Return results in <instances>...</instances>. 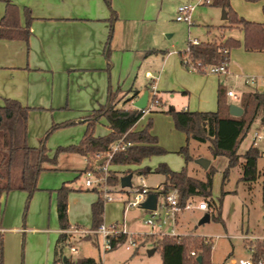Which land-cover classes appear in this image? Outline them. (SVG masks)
<instances>
[{
  "label": "crops",
  "instance_id": "crops-1",
  "mask_svg": "<svg viewBox=\"0 0 264 264\" xmlns=\"http://www.w3.org/2000/svg\"><path fill=\"white\" fill-rule=\"evenodd\" d=\"M163 1L110 0L109 7L105 0H11L19 8V21L22 26L25 24L23 9L27 8L30 11L32 18L30 23L31 35L27 43L21 40L0 38V106L3 104L4 99L11 98L16 99L22 105L29 108L27 144L30 147H39L41 143L44 144L40 140V135L49 125L66 120L65 115L56 116V110L66 108L77 109L78 113L74 116V120L79 124L87 125L84 119L91 114V111L98 109L99 105H108V93L109 91L113 93L116 89V92L128 93L127 98L116 106L117 108L124 109L133 107L132 102L142 95L145 90H148L147 106L143 110L142 117L134 125V131L143 129L142 126H138L139 122L153 111H157L163 114L164 118H168L164 111L167 112L169 107H172L173 111L214 110V106L208 103L207 100H209V97L211 98L212 94L213 96L215 95L217 102L219 86L224 87L226 90H233L238 96L237 99H234V102L231 101L233 98L227 97L229 105H239L241 93L250 90L251 86L245 84L247 77H236V74H234L237 67L235 66L236 62L230 59L232 50L229 51L227 73L222 75L212 73L211 77L186 73L180 66L179 57L175 50H168L164 54L160 52L145 54L146 49L157 48L153 46L155 42L153 43L154 39L151 38L152 31L148 24L153 21L152 19H155V21L159 19ZM263 3L264 1L261 0L262 5ZM4 10L5 4L0 2V19L4 14ZM221 10L222 22L219 26H227L226 14L224 18L225 12L223 9ZM192 13L191 23L188 25L189 28L193 25ZM205 26L206 28H210L208 24ZM111 27L112 37L108 43ZM217 29L219 28L217 27ZM217 29H207L209 35H211L212 31L214 33L211 39L216 37L215 32ZM236 31H240V29L235 27L227 28L222 35L224 38H234ZM147 36L149 37L148 45L146 41ZM138 39L144 41V43L137 44ZM247 52H250L249 54H264V50ZM140 69H144V72L142 79L138 80ZM157 69L158 73H156ZM132 77L135 80L133 79L131 86H129ZM231 78L234 82L233 86H224L225 81L227 82ZM144 81H153V85L148 89ZM239 81H241L240 90L238 89ZM128 86L129 88L127 89ZM130 89L132 91L137 90L138 94L133 97V92H128ZM152 93L161 100L160 104H153L150 101ZM195 98L199 101L197 102ZM109 132L110 128L107 126L105 134ZM150 133L156 137L159 135L155 127L150 129ZM173 134L178 141L177 143H179L178 133ZM157 140L158 145L161 146L162 143L158 137ZM74 142H76V139ZM180 145L176 144V146L169 147L176 151ZM70 154L72 153H67V155ZM47 155L51 158L48 151ZM72 155L80 157L81 161V163L80 161L78 162L75 168H73L74 166H71L72 168L58 166L56 161L45 163L44 170L38 176L37 190L32 195L33 206H37L36 208L39 210L38 217L40 222L43 224L48 223L47 226L42 228L43 231H49L46 233L49 247L42 264L53 263L56 241L61 232L57 219L56 190L62 184L69 181L67 180L68 178L62 176L61 171L73 172L74 178L69 182V185L72 187L75 183V187H72L73 190L70 193L75 191L82 192L83 189L89 190L84 186L83 171L86 167V160L79 154L73 153ZM151 157L145 158L140 164L134 165L140 167L145 160ZM199 158L209 160V166H211L213 161L215 162L218 159V157H213L212 155L203 157L197 154L193 158L195 159V164L192 169L199 166L196 162ZM162 159L167 166H171L172 158L166 157ZM259 159L261 158L257 160V180L261 178L264 181V163L260 165ZM111 165L108 163V170H110ZM127 166L114 165L115 169H125ZM184 166L187 168L188 163H185ZM154 169L152 167L146 168L148 173L153 172ZM172 169H175V167L173 168L172 166ZM114 172L119 177V182L120 178L130 175L131 183L132 175L129 172L126 175H123V172L120 171ZM81 177H83V182L80 181ZM139 177L140 185L133 189V191L142 185L148 187L145 183L144 175L139 174ZM163 181L160 183V186ZM253 183L255 182L248 184L251 185ZM126 189L127 187H119L117 191L110 193L113 197L115 193L125 194ZM133 191H129L131 195ZM70 193L67 196L68 222L72 215L70 200L73 194ZM94 193L95 197L93 196L92 202L98 197L97 193ZM25 196L26 192L21 190L0 193V199L4 201V209L2 214H0V236L2 238V260L0 258V264H19L18 258L13 257V259H10L7 253L11 246L13 248L18 247L19 231L18 228H9L4 219L7 218L8 210H12L17 216V206L19 205V201L21 203ZM159 198L158 196L157 200ZM14 199L17 200L16 208L13 207ZM128 199L129 196L121 201L123 203V216L119 221L124 222V226L129 230L130 226H128L129 224L126 221L124 209ZM113 200L104 202V212L106 204L112 203ZM138 208L142 209L141 207ZM144 211L148 213L149 210ZM5 229H15L16 234L14 236L16 239L12 238L11 235L7 236L3 234ZM130 229L133 228L130 227ZM141 230L143 229L129 231L147 233ZM55 233H57V239L54 243L52 260V255H49V249L52 242V234ZM65 233L68 235L65 245L75 248L76 252L77 248L70 245V239L73 234H82L83 238L87 237L86 234H96L94 230L76 232L71 226ZM43 238L45 239V235ZM241 238H243V246L245 248L246 240L244 239L250 238V236L245 233L241 235ZM233 253L234 247L223 261L226 262ZM86 257L93 258L92 256H82L77 259ZM64 258L66 259L67 257L64 256ZM224 262L221 264H224ZM234 262L235 260L231 259L228 264H233Z\"/></svg>",
  "mask_w": 264,
  "mask_h": 264
},
{
  "label": "rangeland",
  "instance_id": "rangeland-1",
  "mask_svg": "<svg viewBox=\"0 0 264 264\" xmlns=\"http://www.w3.org/2000/svg\"><path fill=\"white\" fill-rule=\"evenodd\" d=\"M200 0H164L162 4V11L160 17L157 21L149 23L151 27V38L154 39L153 46L157 48H150L145 50V54L151 50H163L167 52L168 50H175L179 57L180 66L182 69L189 74L199 75L202 77H211L212 74L209 71H199L192 70L189 67L181 63V57L179 53H184L187 50L189 41L196 40L201 41H211L219 38L227 28L217 29L221 24V8L212 6L210 4H202ZM232 10L235 12L238 18H242L246 21L263 23L264 14L262 11L261 0H229ZM195 4V11L192 13L193 25L189 28L188 24L185 22H178L175 20L176 8L182 3ZM206 24L210 25V28H206ZM239 28V27H235ZM207 29H217L215 32L216 37H213V31L211 35L207 33ZM235 39L239 41V45L230 49L231 55L230 59L235 61V66L237 69L234 71L236 77H248V78H262L264 76V54H249L245 50L243 45V33L242 31L235 32ZM141 39V38H140ZM149 37L147 36L146 41L148 45ZM145 41V43H146ZM144 41L137 40V44H142ZM146 45V46H147ZM250 55V56H247ZM252 55V56H251ZM144 69H140L139 79L143 77ZM158 73V69L156 70ZM222 75V74H221ZM134 77V76H133ZM129 83L133 82V79ZM222 78V77H221ZM128 80V79H127ZM126 80V82H127ZM137 83V81H136ZM148 86L149 81H144ZM233 79L231 78L227 82L225 81L224 86H233ZM240 83L238 82V89L240 90ZM127 87V89L129 88ZM117 90V89H116ZM113 91L114 97L113 102L116 104L123 102L128 93H119ZM264 91V86L260 89L251 87L250 90L246 92H262ZM194 96V95H193ZM194 100V99H193ZM198 102L199 100L195 98ZM234 102V99H231ZM208 103L214 106V110H203L200 112H213L217 109V102L215 95L211 94V98L207 100ZM101 105L98 106V108ZM198 111V110H195ZM58 115H65L66 120L49 125L46 130L39 136L40 140L43 141L45 148L50 154L51 158H55L58 166H66V168H72L71 166L78 165L80 157L73 156L72 154L67 155L65 152H59L58 149L61 147H67L69 145H78L82 140L83 134L86 129V125L82 123H77L74 120V116L78 113L77 109L66 108L62 110H56ZM92 113V111H91ZM164 113L168 118H164L163 114L157 111L151 112L149 115L145 116L142 121L139 122L138 126L146 127L151 124V128H156L158 131V139L161 141L162 148L166 151L162 155H156L150 159L145 160L140 167L130 164L125 169H115L114 165L110 166L111 171L123 172L126 175L129 172L132 175L131 186L127 187L125 194L115 193L113 195V202L106 204L105 212L103 213V222L108 225L119 221L123 216V199L131 198V193L138 185H140V177L138 170H144L147 167H152L153 169L158 166L163 161L162 158H172L171 170L179 171L185 165V160L182 154L178 153L181 147L186 146L188 154L191 156L192 160L188 162L187 171L188 174L194 178L205 179V174L207 169H203L200 165L192 169L195 164V159H193L197 154L203 157L211 155L208 148L209 142H197L192 138L187 140L186 135L183 131L175 127L173 117L170 114ZM68 123L67 125L56 128L48 132L53 125ZM107 120L104 116L100 117L97 123H95L94 134L95 136H104L107 129ZM150 128V129H151ZM178 133L179 143L173 133ZM250 135L251 130L248 132L244 140L239 146L238 153L243 154L250 145ZM76 139V142H74ZM176 144H181L178 150L174 151L170 149L171 146ZM170 146V147H169ZM264 147V143L260 145V149ZM1 157V151H0ZM81 163V161H80ZM264 160L259 159V164H263ZM68 166V167H67ZM70 166V167H69ZM175 167V169H172ZM211 167L214 168V174L212 176V187H211V198L214 201V207H209V211H202L197 208L186 209L178 216V222L175 230L178 234L184 235H198L207 236L213 238V247L211 253V264H221L227 257L228 253L234 247L233 255L224 264H228L231 259L238 261L239 259H245L248 256L246 247L243 246V238L241 235L247 233L250 237L264 236V221L262 218L263 204L261 202V189L263 190L264 181L256 180L255 183L249 185L248 183L241 181V167L230 168L227 176H224L227 159L225 157H218V159L212 162ZM62 176L68 178L66 184L74 178L72 171H61ZM13 176L16 178L18 172L13 170ZM264 175V174H263ZM118 177V176H117ZM145 183L150 188H155L160 185L163 181V176L158 173H147L144 175ZM119 178V177H118ZM83 182V177L80 178ZM263 181V182H262ZM77 182V181H75ZM75 187V183L72 187ZM71 187V188H72ZM119 184L114 186L108 185V192H114L119 189ZM101 191V196L103 191ZM71 192V191H70ZM69 192V193H70ZM129 192V193H127ZM70 194L71 196V207L72 215L69 218V224L72 229L77 231L90 230L91 220H90V205L95 197V193L89 189H83L82 192L75 191ZM33 195V194H32ZM1 198V197H0ZM33 198L27 199V194L23 198L22 202L18 207V214L8 210L7 218L4 219L9 228H18L19 244L18 247L11 246L7 253L10 259L13 257L18 258L19 264H42L47 254V248L49 247L47 242V234L49 231H43L42 228L47 226L48 223L43 224L39 220V210L37 206H33ZM205 200L202 197H195L193 199L194 204ZM207 201V199H206ZM17 200L14 199L13 207L16 208ZM4 209V201L0 199V214H2ZM14 209V208H11ZM208 213H212L214 216H219V221H215L210 218L209 222L201 223L203 216ZM148 216L144 210L140 208H130L125 211V218L128 226L132 227L134 230L143 229L142 232H149L150 229L142 223V220ZM57 220V219H56ZM57 222V221H56ZM129 230H133L130 229ZM5 235H11L15 238V229H5L3 231ZM53 233V232H52ZM150 233V232H149ZM45 235V239L43 236ZM82 234H73L70 239V245L77 248V252L70 251L69 245H64L62 247L63 255L69 259L75 260L82 256H92L98 262L102 264H162L160 252L153 251L149 253L153 246L150 242L143 243L138 246L137 254L133 255L134 248L127 249V243L119 245L114 250L104 251L102 249V238L98 234H86V239L82 237ZM44 239V240H43ZM57 239V233L52 234V242L50 244L49 255H52L53 260V248L55 240ZM143 239V235L138 237L140 242ZM138 242V243H139ZM15 244V243H14ZM233 246V247H232Z\"/></svg>",
  "mask_w": 264,
  "mask_h": 264
},
{
  "label": "trees",
  "instance_id": "trees-1",
  "mask_svg": "<svg viewBox=\"0 0 264 264\" xmlns=\"http://www.w3.org/2000/svg\"><path fill=\"white\" fill-rule=\"evenodd\" d=\"M264 1V0H263ZM5 4L4 14L0 19V38L8 40H21L25 43L31 35L30 23L31 15L27 8L23 9L25 24L22 26L19 21V8L11 0H0ZM110 7V0H105ZM212 6L219 7L225 11L228 25L219 26L222 28L239 27L243 33V45L247 51L264 50V22L256 23L238 18L230 6L229 0H212ZM264 14V3L262 5ZM112 37V27L108 37V43ZM239 45V41L233 37L219 38L211 41H198L197 44L189 41V57L193 63L199 62L201 66H217L228 61L230 49ZM164 54L163 50H151L147 53ZM184 53H179L181 59ZM202 71L201 69H198ZM153 85V81L148 85V89ZM226 89L219 86L217 91V109L213 112L200 111H167L173 117L175 127L183 131L187 140L192 138L197 142H209V150L213 157H225L227 167L224 176L230 168L240 166V180L246 183L255 182L258 178L257 160L259 150L250 145L243 154L238 153V149L248 132L254 124H264V91L243 92L240 95L239 106L243 109L240 117L229 114V104L227 102ZM133 92V97L138 94ZM114 94L109 91L108 105H101L98 109L84 120L87 122L82 140L78 145L61 147L59 152L76 153L86 160V167L83 172L95 169L94 154L99 153L103 157L111 151V146L120 139L124 143H129L122 150H117L112 154L109 161L112 165L140 164L145 158L161 155L166 151L158 145L157 137L150 133L151 124L141 130L134 131L133 127L142 117L143 110L131 108H117L113 102ZM150 101L153 104H160L161 100L151 94ZM29 108L22 105L16 99L6 98L0 106V193L12 190L26 192L27 199L37 190V180L40 172L44 170V164L55 162V158H49L44 144L39 147H30L27 144V121ZM104 116L107 120L110 132L104 136H95L94 128L96 121ZM68 123L56 124L48 131L63 127ZM178 153L182 154L187 164L192 160L188 154L187 147H181ZM18 172L16 178L12 171ZM164 176L161 184L160 195H165L171 189H177L179 193L178 205L184 208L194 197H202L210 207L215 203L211 198L212 176L214 168L208 167L205 179H198L188 174L186 166L179 171L171 170L165 163H160L153 171ZM139 174H147L146 169L138 171ZM99 175L98 171L95 172ZM106 182L109 186L119 184L116 172L108 170ZM120 186V185H119ZM73 189L66 183L57 190V219L61 230L54 249V260L52 264H102L94 258L86 257L76 260L65 259L62 247L68 240L65 233L70 228L67 215V196ZM98 197L92 202L91 229L96 230L103 223L104 201L101 191L96 188L91 189ZM210 218L219 221V216L210 214ZM126 235L120 234L117 239L112 238V249L117 248V243H123ZM150 242L155 251L161 254L162 264H211V252L213 238L198 235H164L158 237L152 234L143 235V239L138 243L133 251L137 254L138 246ZM255 251L254 260L264 258V243L254 240ZM247 245V244H246ZM194 252L195 255H191ZM200 257V262L197 257ZM0 258L2 260V238L0 236Z\"/></svg>",
  "mask_w": 264,
  "mask_h": 264
},
{
  "label": "built area",
  "instance_id": "built-area-1",
  "mask_svg": "<svg viewBox=\"0 0 264 264\" xmlns=\"http://www.w3.org/2000/svg\"><path fill=\"white\" fill-rule=\"evenodd\" d=\"M202 4H210L212 0H200ZM196 5L191 3H182L176 8V15L175 20L179 22H185L188 25L191 23V13L195 9ZM194 44H197V40L191 41ZM181 63L192 70L201 69L202 71H209L214 74H226L227 73V66L228 61H224L220 65L217 66H201L199 62L193 63L192 59L189 57V46L185 51L183 58L181 59ZM245 84L251 87H255L260 89V87L264 86V77L261 79L256 78H246ZM154 94V93H152ZM227 97H231L233 99H237L238 96L233 90L226 91ZM250 145L253 147L258 148L259 150V158L264 159V147L260 149V145L264 143V124H254L251 128V135H250ZM129 143H124L120 139L119 141L115 142L111 146V151L103 157L99 153L94 154V159L98 160L95 163V169L87 170L84 172V186L87 189L96 188L98 190L103 191V195L101 196L103 201H111L113 197L110 192H108V185L106 182V175H107V165L112 157V154L117 150H122L127 146ZM102 161L99 164V161ZM99 173L96 175L95 172ZM161 190V186H157L155 188H148L145 185H142L138 189L132 192L131 198L126 201L125 204V211L130 208H137L140 207L141 203L145 201L146 197L150 193H156L157 197L159 196V200H157L156 207L154 210L148 211V216L142 220V223L150 229V233H135L133 231H129L125 226L124 222L116 221L111 224H100V226L94 230V232L101 236L102 238V249L104 251H109L112 249L111 239H117L118 235L123 234L126 235V240L123 243H127V249L136 248L138 245V237L140 235L145 234H152L158 237L168 235V236H178L183 234H178L175 230L177 225V217L178 215L186 209H193L197 208L202 211H209V205L206 200L199 202L198 204H194L193 200L188 202L184 208H181L178 205V197L179 193L177 189H171L165 195H160L158 192ZM262 204H263V211H262V218L264 221V184L262 190ZM246 240V250L248 252V256L245 259H239L235 261L233 264H264V258L260 257L256 260L253 258V253L255 251L254 245L249 244L254 240H258L264 243V236L258 237H250L245 238ZM118 242L116 245L119 246L123 244ZM72 252H76L75 248H70ZM191 255H195L194 252H191Z\"/></svg>",
  "mask_w": 264,
  "mask_h": 264
},
{
  "label": "water",
  "instance_id": "water-1",
  "mask_svg": "<svg viewBox=\"0 0 264 264\" xmlns=\"http://www.w3.org/2000/svg\"><path fill=\"white\" fill-rule=\"evenodd\" d=\"M225 12V11H224ZM224 18H225V13H224ZM147 102H148V90H145L142 95H140L136 100H134L132 102V106L138 110H145L146 106H147ZM170 111H173L172 107H169ZM229 114L235 117H240L243 114V109L241 106L237 105V104H230L229 105ZM103 160L99 161V164L102 163ZM196 162L203 168V169H208L209 165H210V161L204 158H199L196 160ZM130 179L131 176H125L120 178V187L121 188H126V187H130L131 183H130ZM157 194L156 193H150L144 202L141 203L140 207L144 210H154L156 207V203H157ZM210 220V215L208 213H206L203 218L201 219V223H206L209 222ZM154 251V249H152L149 253H152ZM65 260V258H64ZM201 258L198 256L197 257V261L200 262Z\"/></svg>",
  "mask_w": 264,
  "mask_h": 264
}]
</instances>
